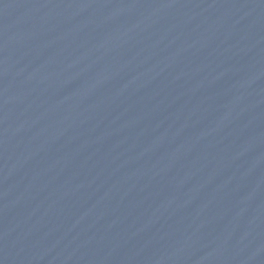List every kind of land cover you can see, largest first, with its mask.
<instances>
[{
    "label": "water",
    "instance_id": "95a60500",
    "mask_svg": "<svg viewBox=\"0 0 264 264\" xmlns=\"http://www.w3.org/2000/svg\"><path fill=\"white\" fill-rule=\"evenodd\" d=\"M0 264H264V0H0Z\"/></svg>",
    "mask_w": 264,
    "mask_h": 264
}]
</instances>
